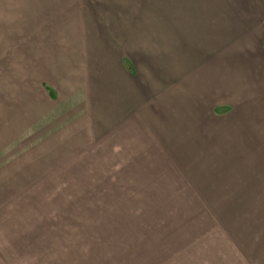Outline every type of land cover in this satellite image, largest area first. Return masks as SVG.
Wrapping results in <instances>:
<instances>
[{"label": "rangeland", "instance_id": "rangeland-1", "mask_svg": "<svg viewBox=\"0 0 264 264\" xmlns=\"http://www.w3.org/2000/svg\"><path fill=\"white\" fill-rule=\"evenodd\" d=\"M0 264H264V0H0Z\"/></svg>", "mask_w": 264, "mask_h": 264}]
</instances>
